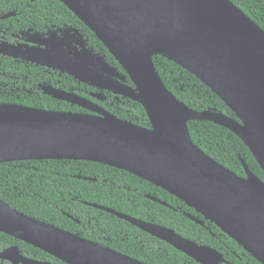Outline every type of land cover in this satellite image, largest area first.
Wrapping results in <instances>:
<instances>
[{
    "label": "water",
    "instance_id": "95a60500",
    "mask_svg": "<svg viewBox=\"0 0 264 264\" xmlns=\"http://www.w3.org/2000/svg\"><path fill=\"white\" fill-rule=\"evenodd\" d=\"M60 1L108 48L133 86L92 52L79 32H73L79 49L72 57L64 51L63 42L50 39L44 50L17 48L14 53L15 48L9 46L0 55L71 76L100 90L92 94L99 101H105L104 92H109L139 102L151 127L119 119L74 93L40 85L44 94L90 112L0 104V164L88 161L127 171L185 202L264 264V183L242 158L246 177L223 167L194 144L189 132L190 122H213L230 130L246 143L264 170V30L230 0ZM15 15L10 12L1 18ZM155 56L195 75L238 120L186 106L160 78ZM91 206L128 221L199 264L227 263L217 250L172 229ZM190 218L203 225L199 218ZM0 233L45 251L63 264H146L27 217L1 199ZM0 258L11 264H52L29 259L16 246L1 252Z\"/></svg>",
    "mask_w": 264,
    "mask_h": 264
},
{
    "label": "trees",
    "instance_id": "16d2710c",
    "mask_svg": "<svg viewBox=\"0 0 264 264\" xmlns=\"http://www.w3.org/2000/svg\"><path fill=\"white\" fill-rule=\"evenodd\" d=\"M230 1L264 30V0ZM2 11L15 12L16 15L6 21L24 29L31 27L40 30L41 25L58 24L81 33L88 48L117 69L133 86L108 48L60 0H0ZM154 63L167 89L190 109L197 112L215 111L238 120L229 106L195 75L162 56H155ZM58 74V71L31 63L0 57V104H18L47 111L90 112L44 94L39 85H48L87 98L119 119L143 128L151 127L146 110L139 102L109 92H104L107 96L105 101H99L92 94L100 90L66 74ZM189 132L194 144L223 167L240 177H246L242 158L264 183L263 168L236 134L213 122H190ZM0 199L27 217L146 264L199 263L165 241L91 204L172 229L185 239L217 250L227 262L223 264H261L182 200L127 171L101 163L68 160L2 163ZM190 217L199 218L203 225ZM13 246L29 259L61 262L45 251L0 233V253ZM0 264L11 263L0 258Z\"/></svg>",
    "mask_w": 264,
    "mask_h": 264
},
{
    "label": "flooded vegetation",
    "instance_id": "af4514ba",
    "mask_svg": "<svg viewBox=\"0 0 264 264\" xmlns=\"http://www.w3.org/2000/svg\"><path fill=\"white\" fill-rule=\"evenodd\" d=\"M7 13L8 12H3V11L0 12V50H8L6 48H8L9 46H13L15 48V50H13L14 53H17V48H21L22 50L25 51L30 50L31 48H36L37 50H44L46 48L45 41L50 39L51 42H53V40L57 43L59 42L60 44L61 42H63L61 46L65 48L64 51L68 53L69 54L68 56L70 57L74 56L78 52L79 47L76 44V39L73 37L75 33H73L70 30H69L70 33L67 34L64 33L66 29H69L68 27L62 28L58 24H52V25H41L39 27L40 30H35L34 28L31 27L24 29L21 28V26L19 25H15L13 23L11 24L9 23V21H6L11 17L5 19L1 18L3 15ZM73 53L75 54L72 55ZM0 57L4 59H12L13 61L21 62V60L12 57H7L3 55H0ZM58 75L61 76L65 74L59 72ZM52 264H63V263L60 262V263H52Z\"/></svg>",
    "mask_w": 264,
    "mask_h": 264
}]
</instances>
